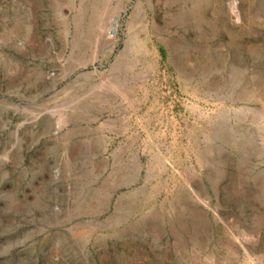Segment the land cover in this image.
I'll list each match as a JSON object with an SVG mask.
<instances>
[{"label":"rangeland","instance_id":"obj_1","mask_svg":"<svg viewBox=\"0 0 264 264\" xmlns=\"http://www.w3.org/2000/svg\"><path fill=\"white\" fill-rule=\"evenodd\" d=\"M0 264H264V0H0Z\"/></svg>","mask_w":264,"mask_h":264}]
</instances>
